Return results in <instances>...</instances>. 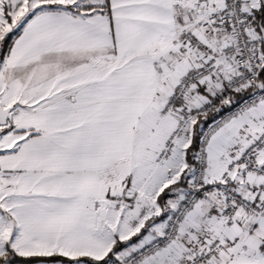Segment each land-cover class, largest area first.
Listing matches in <instances>:
<instances>
[{"label": "snow or ice", "instance_id": "6c2138e0", "mask_svg": "<svg viewBox=\"0 0 264 264\" xmlns=\"http://www.w3.org/2000/svg\"><path fill=\"white\" fill-rule=\"evenodd\" d=\"M0 264H264V0H0Z\"/></svg>", "mask_w": 264, "mask_h": 264}]
</instances>
